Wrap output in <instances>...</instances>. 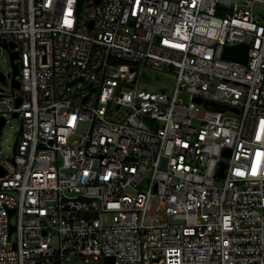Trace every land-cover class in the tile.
Listing matches in <instances>:
<instances>
[{
	"label": "built area",
	"instance_id": "obj_1",
	"mask_svg": "<svg viewBox=\"0 0 264 264\" xmlns=\"http://www.w3.org/2000/svg\"><path fill=\"white\" fill-rule=\"evenodd\" d=\"M258 2L0 0V118L21 122L0 264H264ZM240 43L245 63L224 56ZM142 67L173 94L139 88Z\"/></svg>",
	"mask_w": 264,
	"mask_h": 264
},
{
	"label": "rangeland",
	"instance_id": "obj_2",
	"mask_svg": "<svg viewBox=\"0 0 264 264\" xmlns=\"http://www.w3.org/2000/svg\"><path fill=\"white\" fill-rule=\"evenodd\" d=\"M254 12L261 17L264 16V4L256 3ZM13 71L10 51L7 47L0 50V72L6 77V82H3L0 77V90L9 91L11 89V78L9 74ZM137 86L148 91H160L164 89L169 95H172L176 86V79L173 75L166 72H160L155 69L142 67ZM185 100V96H182ZM8 122L3 125L1 131V157L11 158L14 153V144L17 134L20 130L21 122L17 117L8 115ZM86 125L81 124L80 131H85Z\"/></svg>",
	"mask_w": 264,
	"mask_h": 264
},
{
	"label": "water",
	"instance_id": "obj_3",
	"mask_svg": "<svg viewBox=\"0 0 264 264\" xmlns=\"http://www.w3.org/2000/svg\"><path fill=\"white\" fill-rule=\"evenodd\" d=\"M82 2H83V0H80V3H79L80 6L82 5ZM5 47H6V45H5ZM248 51H249V45L247 43H240V44H236L233 46H227L224 50V56L226 58L241 61V62L245 63L248 59ZM10 55H11V62L13 64V59H14L16 54L13 52H10ZM14 71H15V73H17L16 66H14ZM0 77H1L3 82H6V77L1 72H0ZM12 86L18 87V83L13 81ZM196 101L201 102V99L197 98ZM5 121H6L5 118H2V117L0 118V133H1V129H2V126L4 125ZM165 164H166V159H163L162 166L164 167ZM224 168H225V165L223 164L221 174H220L221 176L223 175ZM4 173H5V170L0 167V174H4ZM113 261H114L113 257H106L107 264H113Z\"/></svg>",
	"mask_w": 264,
	"mask_h": 264
}]
</instances>
